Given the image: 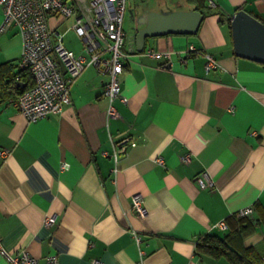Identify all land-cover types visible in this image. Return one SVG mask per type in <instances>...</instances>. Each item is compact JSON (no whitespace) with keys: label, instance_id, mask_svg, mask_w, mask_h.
I'll use <instances>...</instances> for the list:
<instances>
[{"label":"crops","instance_id":"0c3cea01","mask_svg":"<svg viewBox=\"0 0 264 264\" xmlns=\"http://www.w3.org/2000/svg\"><path fill=\"white\" fill-rule=\"evenodd\" d=\"M241 9L264 20V0H217L215 8L205 6L196 35L149 38L142 53L136 22L127 17V102L116 101L120 117L108 126V77L93 66L73 83L62 113L28 121L11 102L14 82L24 86L23 40L15 27L0 35V149L10 151L0 156V245L27 250L40 264L49 255L60 264H229L200 254L197 243L224 234L222 221L236 226L243 209L254 208L255 218V206L264 209V65L235 55L228 19ZM70 19L51 17L49 24L81 54ZM191 45L217 67L207 72L203 55L187 57ZM150 50L170 58L151 57ZM126 136L135 145L120 148L116 165L112 141ZM135 195L143 198L141 216ZM53 216L56 223L45 226ZM0 264H7L2 256Z\"/></svg>","mask_w":264,"mask_h":264},{"label":"built area","instance_id":"2783aa9c","mask_svg":"<svg viewBox=\"0 0 264 264\" xmlns=\"http://www.w3.org/2000/svg\"><path fill=\"white\" fill-rule=\"evenodd\" d=\"M127 0H0V11L3 19L0 23V35L15 27L23 40V51L19 66L27 69L33 76V85L14 100L16 109L30 122L47 118L50 114L62 113L64 106L71 103V88L75 80L87 66H93L101 75L107 76L104 85V97L107 99V126L111 119L120 117L116 101L127 99L122 96L121 75L124 72L125 34L123 31ZM217 0H206L209 8L216 7ZM59 17L62 20L73 18L70 27L83 43V53L77 54L68 49L63 42L64 34H54L49 19ZM186 56L201 54L205 57V70L210 72L217 67V60L209 53H204L193 45L186 50ZM151 57H168L169 53H147ZM186 58H183L185 61ZM131 137H122L112 141L114 151L111 155L117 165L120 148L135 142ZM10 151L0 149V156L7 157ZM191 155L182 157L189 162ZM163 164V159H157ZM69 164L64 162L62 169L67 170ZM201 187L207 183L199 178ZM133 209L138 215L145 213L141 195L132 199ZM254 208L243 209L237 217L253 216ZM56 223V218L47 217L45 226ZM222 231L229 230L226 222L218 224ZM139 241V239H138ZM0 256L7 264H40L39 259L27 250L11 252L0 245ZM46 264H60L56 255H49ZM93 264H104L102 260H94Z\"/></svg>","mask_w":264,"mask_h":264},{"label":"water","instance_id":"95a60500","mask_svg":"<svg viewBox=\"0 0 264 264\" xmlns=\"http://www.w3.org/2000/svg\"><path fill=\"white\" fill-rule=\"evenodd\" d=\"M203 18L202 12L195 8L177 11H144L139 18L135 35L136 51L142 53L149 38L196 35ZM231 29L235 55L264 65V23L241 9L232 16Z\"/></svg>","mask_w":264,"mask_h":264},{"label":"trees","instance_id":"16d2710c","mask_svg":"<svg viewBox=\"0 0 264 264\" xmlns=\"http://www.w3.org/2000/svg\"><path fill=\"white\" fill-rule=\"evenodd\" d=\"M189 1H196L195 9L202 12V14L205 13V6L209 8L206 5V0ZM258 19L264 23V20ZM228 28L232 43L231 19H228ZM19 69L18 81L23 83L24 86H19L18 82H14L13 89L16 93L12 100L34 83L33 76L29 70L21 69L20 66ZM255 209L260 212L259 218L254 216L237 217L236 226L232 228L229 226L230 230L228 232L222 235L207 234L202 236L197 243L199 253L214 259H225L229 264H264V253L259 251L255 245H247L245 243L246 239L254 235L259 227L262 228L264 235V209H261L259 205L255 206ZM262 240L264 242V236Z\"/></svg>","mask_w":264,"mask_h":264},{"label":"rangeland","instance_id":"374dc122","mask_svg":"<svg viewBox=\"0 0 264 264\" xmlns=\"http://www.w3.org/2000/svg\"><path fill=\"white\" fill-rule=\"evenodd\" d=\"M188 0H127L126 3V11L124 17V28L127 17L130 19H134L136 22V27H138V21L141 16V13L147 10L151 11H161V10H184L188 5ZM153 10H152V9ZM73 20L70 19L67 21V26H72ZM72 32H70L67 36V40H73ZM222 235L223 233L220 232ZM263 238V231L261 228L257 229V232L247 240L248 244L255 245L259 251L264 253V242Z\"/></svg>","mask_w":264,"mask_h":264}]
</instances>
